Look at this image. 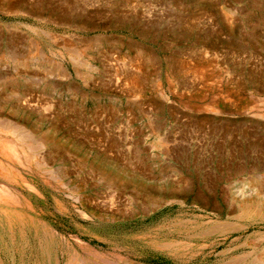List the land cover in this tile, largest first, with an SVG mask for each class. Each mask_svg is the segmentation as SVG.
<instances>
[{
  "label": "rangeland",
  "instance_id": "374dc122",
  "mask_svg": "<svg viewBox=\"0 0 264 264\" xmlns=\"http://www.w3.org/2000/svg\"><path fill=\"white\" fill-rule=\"evenodd\" d=\"M0 212V264H264V0H0Z\"/></svg>",
  "mask_w": 264,
  "mask_h": 264
},
{
  "label": "bare ground",
  "instance_id": "6f19581e",
  "mask_svg": "<svg viewBox=\"0 0 264 264\" xmlns=\"http://www.w3.org/2000/svg\"><path fill=\"white\" fill-rule=\"evenodd\" d=\"M21 96H19L17 99H20ZM13 125V124H12ZM25 139V138H24ZM28 223H30L32 225V219H27L24 216L21 215H16V213L14 212H10V213H6L3 214L0 212V224H2L4 227L9 228V226H13V225H27ZM34 223V222H33ZM11 228V227H10ZM47 226L44 225L43 229L46 230ZM25 229V228H24ZM40 229V228H39ZM32 230V229H31ZM15 231V230H14ZM24 233V232H23ZM47 237V236H46ZM164 249H167L169 251H175L176 250V246L173 243H168V244H164L161 246ZM47 250H51V248L49 247V249L47 248ZM50 252V251H49ZM49 259V256H48ZM44 263V262H43ZM50 264V263H49Z\"/></svg>",
  "mask_w": 264,
  "mask_h": 264
}]
</instances>
